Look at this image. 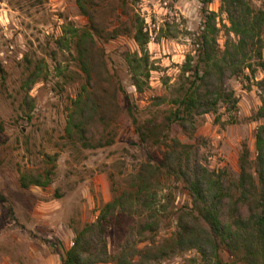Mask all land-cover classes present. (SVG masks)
<instances>
[{"label":"rangeland","instance_id":"rangeland-1","mask_svg":"<svg viewBox=\"0 0 264 264\" xmlns=\"http://www.w3.org/2000/svg\"><path fill=\"white\" fill-rule=\"evenodd\" d=\"M249 1L254 7L264 8V0ZM94 3L99 27L109 26L117 15L125 19V13H137L145 19L150 30L146 49L151 70L145 89L138 93L122 59V52L136 48L134 41L125 35L111 40L96 38L104 49L109 71L127 97L119 93L115 107L108 88L104 98L111 105L105 139L111 141L89 148L64 138L66 108L82 80L74 51L56 45L62 30L70 25L83 27L87 16L80 12L76 0H0V264H61L60 255L72 244L73 229L95 221L104 203L132 190L131 175L137 173L148 157L159 153L155 147L139 142L128 109L140 121L153 112L166 113L170 107L167 100L175 95L179 84V67L185 55L193 50L191 36L199 31L200 2L94 0ZM208 9L217 13L220 29L217 41L222 48L228 22L219 10V0H212ZM29 59H42L46 70L26 96L22 80ZM253 61V74L245 69L225 81L237 98L235 108L227 109L219 103L216 113L196 116V127L190 134L175 128L181 141L197 150L204 166L215 172L223 171L231 180L237 177L243 143L253 159L255 129L263 122L250 118L260 105L256 82L264 74ZM59 70L67 76L62 77ZM158 96L166 100L160 103ZM45 153L55 155L54 161L44 157ZM51 165L54 169L48 186L20 187L18 178L23 172ZM153 185L156 192L152 203L158 220L156 244L175 231V216L188 197L180 183L162 174L155 176ZM132 211L135 212L131 216L111 221L106 234L108 253L122 246L140 249L150 241L146 232L137 234V209ZM220 257L222 264H241L233 262L225 251ZM106 260L99 264H111L109 255ZM158 264L204 263L190 249L162 256Z\"/></svg>","mask_w":264,"mask_h":264},{"label":"trees","instance_id":"trees-1","mask_svg":"<svg viewBox=\"0 0 264 264\" xmlns=\"http://www.w3.org/2000/svg\"><path fill=\"white\" fill-rule=\"evenodd\" d=\"M211 1L199 0V31L191 36L193 50L185 55L179 67V84L175 95L167 100L170 107L166 113L153 112L140 121L128 109L139 142L155 147L159 153L148 157L137 173L131 175L132 190L104 203L95 221L73 229L72 244L60 255L61 264H99L107 261L108 255L111 264H158L162 256L190 249L204 264H222L220 253L223 251L233 262L264 264V74L256 82L260 105L250 117L263 120L255 129V155L252 159L249 148L242 144L235 180L226 177L223 171L209 170L201 163L197 150L175 134V128L190 134L196 127L195 117L216 113L219 103L227 109L235 108L237 98L225 86V81L245 69L253 74L251 60L264 71V8L254 7L249 0H219V10L228 22L220 48L217 13L208 9ZM76 5L87 16V23L83 27L70 25L56 39L61 49L74 51L82 80L66 108L64 138L83 147H100L111 141L105 139L111 104L104 94L110 88L113 105L118 107L117 95L122 93L127 97V93L109 71L104 49L96 38L111 40L125 35L134 41L136 48L122 52V59L131 84L140 93L151 70L146 49L150 30L137 13H125V19L117 15L109 26L99 27L94 0H76ZM44 64L42 59L28 60L27 74L22 80L26 96L32 85L44 76ZM59 74L67 76L65 71L59 70ZM156 99L160 103L166 100L159 96ZM43 156L53 161L55 158L46 153ZM53 169L51 165L23 172L18 178L20 187L48 186ZM160 174L180 183L188 202L175 216V231L155 244L158 220L152 203L156 192L153 179ZM132 209H137L139 218L137 234L146 232L150 241L140 249L122 246L108 253L106 234L111 221H118L119 216H131L135 212Z\"/></svg>","mask_w":264,"mask_h":264}]
</instances>
